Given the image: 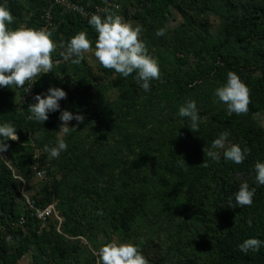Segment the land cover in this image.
Instances as JSON below:
<instances>
[{
    "label": "rangeland",
    "instance_id": "rangeland-1",
    "mask_svg": "<svg viewBox=\"0 0 264 264\" xmlns=\"http://www.w3.org/2000/svg\"><path fill=\"white\" fill-rule=\"evenodd\" d=\"M9 1L3 0L2 4L7 7ZM77 1L93 6L98 0ZM152 1L161 4L162 10L158 11ZM15 5L21 8L19 11L23 15L19 27L34 29L33 20L51 7V0H17ZM120 5V11H112L110 14L121 16L124 22L132 23L133 27L140 25V39L146 45L148 55L158 62L160 80L150 81V91H143L140 83L136 79L133 81L141 89L142 100L151 109L154 119L148 118L143 125L137 124L132 117H128L125 122L117 120L115 123L113 115L115 108L122 105L119 102V91L124 77L114 70L105 69L96 60L94 49L98 33L95 29L80 24L59 9L55 10L58 28L51 34V39L57 45L52 53L54 67L50 73H43L40 77L37 95L43 97L52 87L61 88L66 93L72 91L68 94L69 98L67 96L58 102L60 109L76 112L89 107L93 111L102 112V122L98 124L85 119L77 126L75 120L70 121L68 126L77 129L70 130L64 136L58 133L59 128L52 127L31 132L35 120L28 119L31 115L29 107H22V88L0 87V125L11 123L19 136L17 142L8 141L7 152L0 153L5 158L1 161L17 187L15 201L24 210H29L31 206L34 207L33 199L41 201L51 198V203L45 209L53 208V215L45 222H39V229H35H38V237L45 238V243L41 245L43 253L39 255L37 263L30 251L13 264H96L98 257L93 255V249L98 251L109 242L138 246L149 264H184L189 260H196L199 264L216 263L219 258L215 238L224 235L230 225L234 224L232 217L237 215L235 199L220 196V189L212 179L207 180L201 196L191 204L187 201L186 187L180 188L168 198L151 197L141 211L134 229L127 233L113 231L108 227V220H103L102 214H98V221H89L86 218L89 211L83 213L84 207L79 211L75 222L68 221L60 212L58 199L51 194L54 193L51 190L55 183L62 180L64 172L61 171L58 160L50 158L49 153L44 151V146L55 147L57 140L62 138L68 145L67 156L72 157V151L85 150L92 152L94 157H100L99 164L110 160L113 157L111 150L116 149L119 166L111 165V173H105L98 180L102 187H106L112 181L109 176L113 175L118 181L117 187H121L118 178L137 156H144L142 148L150 151L151 157L146 158L143 163L145 167L154 164L161 155L167 154L171 140L182 137L179 133L182 128L178 123V112L171 114V104L166 99L160 106H156L154 101L155 93L164 91L157 85L161 80L171 79L175 84L180 73L197 75V83L190 87L191 91L184 100L195 101L199 114L204 106L210 108L208 113H212L227 109L224 103L218 101L214 92L226 84L227 73L234 72L250 89V104H254L256 97L260 109L253 115H240V127L244 128L247 119L251 117L264 130V89L259 84L264 76V0H120ZM257 14L261 21L254 19ZM159 29L166 30L164 36L156 35ZM80 31H85L92 41L93 52L86 53L78 65L63 59L59 61L60 53L66 50L70 39ZM213 41L230 44L226 51L221 52L225 62L221 58L215 61L212 54L202 55L204 43L210 45ZM61 44L65 48H61ZM227 63L238 64L240 68H230ZM171 98L168 97L169 100ZM132 102L131 99L130 104ZM35 103L37 101L34 100L31 105ZM142 113L143 110H140L136 117L140 119ZM51 114L49 113V117ZM200 117L201 123L207 126V114ZM120 125L121 130L118 128ZM225 131L215 127L211 129L217 138ZM18 132L24 136L23 139ZM236 132H228L226 147L242 142ZM73 135L77 137L73 138ZM130 137L133 140L129 141ZM181 139L182 142L186 140L184 137ZM148 140L151 143L145 146ZM130 142L140 145L141 150L132 149L131 145L136 144L129 146ZM163 142L168 146H162ZM213 150L219 151L221 155L223 153L221 149ZM225 163L233 171L240 165L250 168L245 160L242 164L231 161ZM38 170L42 177L37 175ZM244 171L233 172L230 175L232 181L240 183L249 179ZM252 173V178L255 179L256 174L254 171ZM176 181V178L171 180L172 184ZM151 182L152 187L158 190L160 184L155 180ZM46 189H49L48 196L44 193ZM82 201L88 203L87 200ZM24 213L22 217L25 219ZM79 221L82 225L77 223ZM2 225L4 224L0 223V228ZM5 229L2 227V230ZM26 235L28 230L24 227L15 234L9 232L4 237V243L11 251L10 255H13L11 259L18 257Z\"/></svg>",
    "mask_w": 264,
    "mask_h": 264
},
{
    "label": "trees",
    "instance_id": "trees-1",
    "mask_svg": "<svg viewBox=\"0 0 264 264\" xmlns=\"http://www.w3.org/2000/svg\"><path fill=\"white\" fill-rule=\"evenodd\" d=\"M16 1L17 0H10L6 7L14 17L13 23L8 25L10 30L19 28L23 20L22 11H19L21 8L15 5ZM73 1L79 2L86 7H91L85 5L81 1ZM100 1L101 0H98L95 4H98ZM152 2L158 11L162 10L161 4L156 3V1ZM2 3L3 0L0 1V6H5ZM43 16L44 12L41 15H37L36 19L33 20L35 30L42 25ZM54 17L56 19L55 12ZM73 18L86 27H92L87 22L76 17ZM254 19L261 21L259 14H257ZM229 45V43L226 44L219 41H213L210 45L204 43V52L202 55L210 56L212 54L211 57L215 59V61L221 58V60L225 62V57L221 52L226 51ZM201 58L202 56H200V59ZM62 59L63 58L60 57L58 60L61 61ZM226 65L230 68H240L238 64L234 63H227ZM177 76L175 84L171 79L161 80L162 82L157 85L164 91L162 93L160 91L158 94L155 93L154 96L156 106H160L164 99L170 102L171 114L177 113L180 106L186 103L184 97L191 91L190 87L195 85L199 78L195 74L185 75L180 73ZM134 80L135 75L133 73L128 79L124 78L122 81L119 91V102H121L122 105H118L114 110L115 114L113 116L116 120L115 123L117 120L125 122L128 117H132L134 121H137V124L143 125L148 118L154 119L153 113L150 112L151 109L146 107L142 100L141 89L134 85ZM39 82L40 80L36 85L35 96L38 94ZM259 84L260 87L264 89V76L259 80ZM71 93L72 91H69L67 96ZM169 96L172 97L171 100L168 99ZM131 99L133 102L130 104ZM34 100L33 98L26 104L21 102L22 107L28 108ZM256 101L257 98L255 97L254 104H249L246 114L253 115L259 112L260 109ZM209 109L210 108L204 106L202 112H200V114L198 113L199 117L206 113L208 118L206 126L201 123L200 117L198 131L191 129L190 118L179 116L178 123L181 125V127H179L182 128L179 133L186 139L185 142L181 141L183 140L181 139L182 137L171 140L167 154L161 155V158L159 160L156 159L154 164L144 167L143 163L146 158H151L149 156L150 151L147 152L146 149L142 148L140 145L130 142L129 146L131 144H136L134 146L131 145V148H134V150L137 148L140 149L141 147L144 151V156H137L135 160L131 162L129 168L122 172L121 177L118 178L122 184L121 187H117L118 181L114 179L113 175L109 176L112 178V181L106 187H102L98 180V178L105 173H107V175L111 173L109 170V168H112L111 165L119 166L118 160L116 159V149L111 150L113 157L110 160L108 159L105 164H99L101 163L98 162L100 157H94L91 154L92 152H87L85 150L78 152L72 151V157L67 156L69 153L67 151L64 154L61 153L56 159L58 163H60L61 171L64 172L63 178L60 182H57V184L55 183L52 186L53 190H51V192H54L51 194L55 195L58 199L60 212L68 221L73 222L77 220L79 211L84 207L85 211L83 213L89 211V214L86 216L89 221H98V213H102V215H104L103 220H108V227L115 232L127 233L134 229L141 211L153 196H156L158 199L168 198L173 196L180 188L186 187L187 201L191 204L201 196L207 180L212 179L220 189V196H230L235 199L234 194L238 192L240 184L247 182L250 189H256L253 203L250 207H241L237 204L235 208L237 215H233L232 217L234 224L230 225L229 230L224 235L215 238L219 259L216 263L210 262L209 264H264V243L261 244L258 251L249 250L247 253L240 251V245L248 239L256 238L264 241V186L258 185L255 179L252 178V171L255 172V163H264V130L260 128L251 117L247 119V124L243 128L240 127L239 124L240 115L235 113L229 114L227 109L208 113ZM63 110L64 109H60V111L52 113L49 119L43 124L35 121L31 127V130H33L31 132H39L46 127L59 128L61 125V121L59 120L60 112ZM140 110H143V113L140 119H138L136 114L138 116ZM70 112H72L73 115H83L85 119L98 124L102 122L103 118L102 112L93 111L89 107L77 110L76 112ZM214 127L216 129L226 130L227 132H236L237 130L236 133L242 140L239 146L242 150L245 148L249 150L248 154H246L245 161L250 168L245 165H240L233 171V169L225 163L223 154L219 162L213 161L204 154V148L213 150L211 149V145L217 138L211 132V129H214ZM118 128L121 130L122 125ZM19 134L20 138L23 139L24 136L21 133ZM27 134H29V131H27ZM75 137H77V135H73V138ZM124 140H126V137H124ZM131 140H133L132 137H130L129 141ZM149 143H151V140L146 141L144 145L147 146ZM165 143L163 142L162 146H165ZM167 146L168 144L165 147ZM75 149L76 147L74 150ZM204 162H207V167L202 165ZM147 163H149V161ZM243 169L245 170L244 172L248 174L249 179L241 181L240 183L236 181L233 182L230 175H232L233 172L242 171ZM173 178L177 180L174 184L171 182ZM153 180L160 184L158 190L152 187L153 183L151 181ZM48 192L49 189L44 190L47 196ZM17 194V187L10 177L6 166L0 159V223H3L4 225H2V227L6 228V231L2 230V227L0 228V264H13L18 258H21L30 251L33 252L34 261L37 263L39 255L43 253L41 245L45 243V238L38 237L36 233L39 229V221L34 217V212L31 209L24 210L19 203H16L15 195ZM83 199L87 200L88 203L83 202ZM50 203L51 198H46L41 201L33 199L34 207L40 210H44ZM23 213L26 216V223L23 226H19L23 218ZM77 223L82 225L81 221ZM10 225L13 227L11 228ZM24 227L28 230V235L23 239L25 244L18 251V257H15V260L11 259L13 255H10L11 251L4 243V237L8 235L9 232L15 234L17 230ZM36 228L38 229L35 230ZM57 248L59 249L60 247L57 246ZM59 252L62 254L60 250ZM184 264L199 263H197L196 260H189L184 262Z\"/></svg>",
    "mask_w": 264,
    "mask_h": 264
},
{
    "label": "clouds",
    "instance_id": "clouds-1",
    "mask_svg": "<svg viewBox=\"0 0 264 264\" xmlns=\"http://www.w3.org/2000/svg\"><path fill=\"white\" fill-rule=\"evenodd\" d=\"M14 17L5 7L0 6V87L23 88L26 83L34 81L40 73H50L54 67L52 53L56 50V43L51 39V33L43 29L35 30L27 27H19L10 30ZM98 33L95 42L94 56L102 67L114 70L122 77L127 78L135 73V79L140 83L143 91H150V81L160 80V69L157 60L147 53L146 45L140 39L142 27H133L132 23L124 22L119 15L108 14L106 18L93 14L88 21ZM165 29H159L157 36H164ZM65 48L64 44L60 45ZM93 52L92 41L88 39L85 31L74 35L66 50L60 53L65 62L80 64L86 53ZM29 89H27L28 91ZM218 101L227 106L229 114L243 115L248 112L251 103L250 89L234 72L227 73V82L218 87L214 92ZM67 93L61 88H49L45 96L36 95L37 103L30 105L28 110L31 115L29 120L44 123L49 119V113L60 111V100L66 99ZM178 115L190 118L191 129L198 131L200 117L196 103L188 100L180 106ZM61 125L58 133L60 136L67 135L70 130L69 122L75 120L77 126L84 122L85 117L80 114L73 115L68 110L60 112ZM11 123L0 125V153L8 151V141L17 142L19 136ZM229 136L227 131L220 134L219 138L212 142L211 149L223 150L224 160L235 164H242L248 154V149H241L237 144L226 147ZM68 145L64 139H58L56 146L49 148L44 146V151L49 153L50 158H58L62 151L67 150ZM204 154L213 161L219 162V151L204 148ZM0 159H5L0 155ZM207 167V162L202 164ZM258 185L264 186V163L256 162L254 166ZM255 188L250 189L247 182L241 183L238 192L234 194L235 202L241 207H250L253 203ZM231 208V207H230ZM102 214V213H98ZM264 241L252 238L240 245V251L247 253L249 250L258 251ZM93 255L98 259L96 264H149V260L142 254L140 248L130 243L109 242L93 249Z\"/></svg>",
    "mask_w": 264,
    "mask_h": 264
},
{
    "label": "built area",
    "instance_id": "built-area-1",
    "mask_svg": "<svg viewBox=\"0 0 264 264\" xmlns=\"http://www.w3.org/2000/svg\"><path fill=\"white\" fill-rule=\"evenodd\" d=\"M59 9L64 14L76 17L84 22L89 21L93 14L101 16L102 19L106 18L111 11H120L121 5L120 0H101L98 4L91 7H86L79 2L73 0H51V7L44 11L42 25L37 29H43L47 32L53 33L57 30L58 24L54 17V12ZM43 73H40L34 81H30L25 84L22 88L21 102L26 104L29 100L35 97L36 85ZM27 89H29L27 91ZM37 175L42 177L40 170L37 171ZM31 210L34 212V217L39 222H45L47 218L53 215V208H46L40 210L36 207L31 206ZM26 223L24 218L21 219L19 226H23Z\"/></svg>",
    "mask_w": 264,
    "mask_h": 264
}]
</instances>
